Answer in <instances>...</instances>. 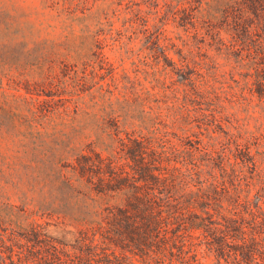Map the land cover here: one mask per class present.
<instances>
[{"label":"trees","instance_id":"16d2710c","mask_svg":"<svg viewBox=\"0 0 264 264\" xmlns=\"http://www.w3.org/2000/svg\"><path fill=\"white\" fill-rule=\"evenodd\" d=\"M99 1L144 69L119 75L99 52L69 87L34 84L60 103L49 116L73 120L85 97L105 114L51 164L40 206L0 209V264H264V0L55 4ZM236 106L254 131L226 120Z\"/></svg>","mask_w":264,"mask_h":264},{"label":"rangeland","instance_id":"374dc122","mask_svg":"<svg viewBox=\"0 0 264 264\" xmlns=\"http://www.w3.org/2000/svg\"><path fill=\"white\" fill-rule=\"evenodd\" d=\"M169 1L152 0L158 7ZM55 2L0 0V209L6 204H26L30 209L40 206L56 188L46 177L51 164L66 156L68 144L74 148L92 141L105 114L98 107L90 108L85 97L83 104L78 102L82 110L73 120L49 116L50 108L60 107V103L53 106L50 101L58 99L33 90L35 83L54 77L60 90L69 87L99 52L119 75L124 70L133 77L144 69L141 43L120 47L116 34L121 20L109 1L89 6L84 14H69ZM167 30L173 31V27ZM227 110L226 120L233 127L254 131L251 116L257 114L237 106Z\"/></svg>","mask_w":264,"mask_h":264}]
</instances>
